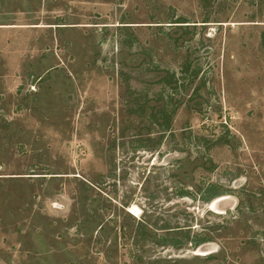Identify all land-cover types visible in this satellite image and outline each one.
<instances>
[{"label":"rangeland","instance_id":"rangeland-1","mask_svg":"<svg viewBox=\"0 0 264 264\" xmlns=\"http://www.w3.org/2000/svg\"><path fill=\"white\" fill-rule=\"evenodd\" d=\"M0 264H264V0H0Z\"/></svg>","mask_w":264,"mask_h":264},{"label":"trees","instance_id":"trees-1","mask_svg":"<svg viewBox=\"0 0 264 264\" xmlns=\"http://www.w3.org/2000/svg\"><path fill=\"white\" fill-rule=\"evenodd\" d=\"M180 27H182V26H180ZM218 197H220V195H217ZM217 198V197H216Z\"/></svg>","mask_w":264,"mask_h":264}]
</instances>
